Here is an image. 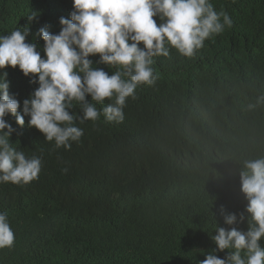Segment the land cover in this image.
<instances>
[{
    "label": "trees",
    "instance_id": "16d2710c",
    "mask_svg": "<svg viewBox=\"0 0 264 264\" xmlns=\"http://www.w3.org/2000/svg\"><path fill=\"white\" fill-rule=\"evenodd\" d=\"M210 3L232 26L192 58L175 49L154 57L156 82L137 87L123 123L78 124L83 136L64 150L25 117L10 143L42 166L28 185L0 184V211L14 233L0 264H199L216 247V228H229L225 215L236 214L231 227L247 231L240 172L264 158V103L248 107L264 96V0ZM72 10V0H0V36L38 14L25 42L43 58L38 30L58 34ZM3 71L22 107L38 85L18 68ZM71 112L79 116V105ZM5 119L16 128L14 117Z\"/></svg>",
    "mask_w": 264,
    "mask_h": 264
},
{
    "label": "clouds",
    "instance_id": "9594fccd",
    "mask_svg": "<svg viewBox=\"0 0 264 264\" xmlns=\"http://www.w3.org/2000/svg\"><path fill=\"white\" fill-rule=\"evenodd\" d=\"M70 18L59 19L60 31L42 27L43 58L36 43H26L30 24L0 36V184L21 187L39 178L42 158L26 156L10 143L17 128L27 126L40 132L55 149L70 150L84 134L78 124L99 121L121 124L129 99H136L138 86L156 82L154 57H167L170 49L192 58L210 37L232 26L223 11L217 13L210 0H72ZM158 18L160 23H157ZM221 17L222 22H221ZM99 57L93 63L90 57ZM115 67L111 75L104 68ZM18 68L38 87L21 102L9 93L5 68ZM106 106L98 109L96 105ZM264 103L258 97L249 109ZM79 105L80 115L71 112ZM18 108L20 111H18ZM14 117L16 128L5 117ZM240 172L247 231L231 227L236 214L224 216L229 228L217 227L211 237L215 249L199 264H264V158L247 160ZM244 222V216H240ZM14 233L7 212L0 211V249L11 248ZM226 252L224 258L216 255ZM242 252L245 254L242 256ZM246 257V258H245Z\"/></svg>",
    "mask_w": 264,
    "mask_h": 264
},
{
    "label": "bare ground",
    "instance_id": "6f19581e",
    "mask_svg": "<svg viewBox=\"0 0 264 264\" xmlns=\"http://www.w3.org/2000/svg\"><path fill=\"white\" fill-rule=\"evenodd\" d=\"M59 243V242H58Z\"/></svg>",
    "mask_w": 264,
    "mask_h": 264
}]
</instances>
